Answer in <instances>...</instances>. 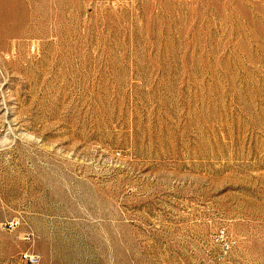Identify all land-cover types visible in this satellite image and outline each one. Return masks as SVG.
Returning a JSON list of instances; mask_svg holds the SVG:
<instances>
[{
  "label": "rangeland",
  "instance_id": "374dc122",
  "mask_svg": "<svg viewBox=\"0 0 264 264\" xmlns=\"http://www.w3.org/2000/svg\"><path fill=\"white\" fill-rule=\"evenodd\" d=\"M0 264H264V0H0Z\"/></svg>",
  "mask_w": 264,
  "mask_h": 264
}]
</instances>
